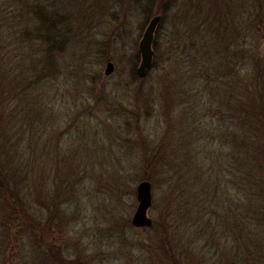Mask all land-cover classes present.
Instances as JSON below:
<instances>
[{
	"label": "rangeland",
	"instance_id": "obj_1",
	"mask_svg": "<svg viewBox=\"0 0 264 264\" xmlns=\"http://www.w3.org/2000/svg\"><path fill=\"white\" fill-rule=\"evenodd\" d=\"M45 2L66 17L60 27L69 39L57 56L56 74L20 103L14 92L23 81L11 37L17 13L13 0H0L6 147L17 160L42 161L37 171H29L23 191L30 200L28 224L9 240L0 237V264H246L247 259L264 264V203L256 201L248 217L242 209L252 228L238 238L240 208L222 199L207 180L215 173L197 164L214 154L206 135L218 126L215 115L226 93L212 96L205 91V75L193 71L195 48L204 43L195 29L218 35L240 1ZM157 14L162 16L154 40L159 53L142 77L139 43ZM109 61L115 70L107 75ZM34 96L42 105L38 110ZM43 126L45 136L32 142L29 152L26 146L14 150L23 132L30 139ZM260 126L257 139L264 152V117ZM260 154L257 162L264 164ZM142 180L152 183L151 227L132 224ZM205 185L212 195L201 191ZM1 212L4 218L8 211Z\"/></svg>",
	"mask_w": 264,
	"mask_h": 264
},
{
	"label": "trees",
	"instance_id": "obj_2",
	"mask_svg": "<svg viewBox=\"0 0 264 264\" xmlns=\"http://www.w3.org/2000/svg\"><path fill=\"white\" fill-rule=\"evenodd\" d=\"M154 1L147 0L150 3ZM239 1L238 11L232 15L231 20H227L224 31L218 35L203 34L204 30L199 27L195 29L197 34L203 35L201 39L204 43L195 48L194 56L191 55L195 65L193 71L205 75V91L209 90L214 97L217 91H220L221 96L223 92L226 93L215 115L218 116V126L213 124L206 135L214 154L207 161L198 160L197 164L201 169L204 167L206 173H215L209 175L208 182L211 181L220 190L222 199L228 197L237 209L240 208L241 215L236 214L242 222L238 228L240 232L237 230L238 238L239 235L249 236L251 233L252 227L245 223V219H248L244 217L245 213L246 217L250 216L256 201L264 203V164L257 162V153H264L257 139L264 117V0ZM13 7L17 14L13 16L11 37L19 53L15 58L16 68L20 71L18 79L23 81L14 96L22 103L25 99L29 100L30 91L35 93L47 77L56 74V59L65 50L69 33L60 27L66 22V17L49 10L45 0H13ZM1 30L0 27V36L3 34ZM2 40L5 39L1 37ZM153 46L157 57L158 42H154ZM181 68L182 64L180 70L185 73L187 67L185 70ZM1 95L0 109L4 107ZM33 102L36 110L42 106L35 96ZM213 103L214 100L211 101ZM5 117L6 112L0 111V140H3L0 143H4L0 146V213L8 211L5 215L7 218H1L0 214V230L4 228L9 231L0 233V237L9 240L15 237L14 230L21 233L24 225L28 224L26 216L29 214L30 200L23 191L29 186V171H37L42 161L36 158L32 163L27 158L17 160L15 156L9 155L11 150L6 145L10 131L2 125ZM42 131L40 134H32L30 139L26 131L23 132L14 143V150L19 153L26 146L29 152L31 143L40 142L38 138L45 136L44 126ZM25 172L26 175H23ZM20 174L22 177L18 178ZM196 182L202 186L206 183L204 178L202 181V174H197ZM257 186L260 188L258 198ZM210 189V185H205L200 190L212 195ZM232 189L235 191L234 200ZM211 200L214 202L216 199ZM247 250L249 252L250 246ZM245 263L250 264L248 259Z\"/></svg>",
	"mask_w": 264,
	"mask_h": 264
},
{
	"label": "water",
	"instance_id": "obj_3",
	"mask_svg": "<svg viewBox=\"0 0 264 264\" xmlns=\"http://www.w3.org/2000/svg\"><path fill=\"white\" fill-rule=\"evenodd\" d=\"M162 19L161 14L153 16L147 25L143 37L139 43V51L141 54V62L137 68L139 76H145L148 68L152 65L155 51L153 42L155 39L156 29ZM115 65L109 61L105 73L110 75L114 72ZM138 206L133 215L132 224L136 227L152 226L153 220L148 216V209L153 200L152 183L149 180H142L137 186Z\"/></svg>",
	"mask_w": 264,
	"mask_h": 264
},
{
	"label": "flooded vegetation",
	"instance_id": "obj_4",
	"mask_svg": "<svg viewBox=\"0 0 264 264\" xmlns=\"http://www.w3.org/2000/svg\"><path fill=\"white\" fill-rule=\"evenodd\" d=\"M153 226V225H152ZM151 227V226H150Z\"/></svg>",
	"mask_w": 264,
	"mask_h": 264
}]
</instances>
